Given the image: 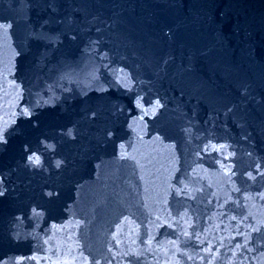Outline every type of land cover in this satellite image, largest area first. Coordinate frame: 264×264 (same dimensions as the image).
I'll use <instances>...</instances> for the list:
<instances>
[{
	"label": "water",
	"instance_id": "95a60500",
	"mask_svg": "<svg viewBox=\"0 0 264 264\" xmlns=\"http://www.w3.org/2000/svg\"><path fill=\"white\" fill-rule=\"evenodd\" d=\"M0 264H264V0H0Z\"/></svg>",
	"mask_w": 264,
	"mask_h": 264
}]
</instances>
